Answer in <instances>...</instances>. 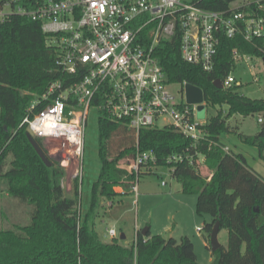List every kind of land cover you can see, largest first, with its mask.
Here are the masks:
<instances>
[{
  "label": "trees",
  "instance_id": "obj_1",
  "mask_svg": "<svg viewBox=\"0 0 264 264\" xmlns=\"http://www.w3.org/2000/svg\"><path fill=\"white\" fill-rule=\"evenodd\" d=\"M235 1L196 0V4L208 11L227 13ZM4 4L0 1V9ZM6 4L12 8L27 7L25 0ZM243 9L264 22V0ZM234 49L264 63V35L250 43L241 35L233 39L222 36L211 73L183 62L175 38L156 47L154 57L168 84L196 87L205 103L226 106L227 111L224 117L219 114L205 124V139L196 144L167 128L142 129L136 135L123 122L111 121L103 110L98 111L99 172L90 187L87 210L81 217L77 209L80 198L77 180L73 182L71 196H67L62 188L64 168L54 162L47 167L31 146L27 128L21 126L33 99L42 95L51 83L61 81L66 87L79 77L70 78L56 67L55 51L46 45L40 23L18 15H11L2 23L0 185L7 197L29 209V222L0 229V264H199L186 237L177 241L151 235L149 230L143 236L138 230L128 247L115 239L109 243L100 240L95 220L103 209L102 201L121 197L116 188L129 195L137 179L119 166L135 156L136 147L139 152L155 155L154 167L169 168L182 193L198 196L196 213L211 218L204 227L207 233L216 222L219 232L226 231L227 243L211 252L214 258L211 264H264V180L246 165L241 155L225 153L219 142L222 133H236L227 126L229 118L262 115L256 135L238 136L243 143L254 146L264 161V99L245 97L238 92V86L230 89L213 86L230 73ZM33 140L49 160L42 140ZM176 154L191 157L192 164L187 161L168 164L166 159ZM199 156L203 157L209 176H201L196 170Z\"/></svg>",
  "mask_w": 264,
  "mask_h": 264
},
{
  "label": "built area",
  "instance_id": "obj_2",
  "mask_svg": "<svg viewBox=\"0 0 264 264\" xmlns=\"http://www.w3.org/2000/svg\"><path fill=\"white\" fill-rule=\"evenodd\" d=\"M25 4L10 7L8 14L1 8L0 25L11 15L40 23L46 45L55 51L56 67L79 79L66 87L61 81L51 83L33 99L21 126L33 138L57 142L61 167L75 161L80 178L90 109L97 114L103 110L107 119L123 122L136 135L142 129L167 128L194 144L205 139V124L195 121L190 105L181 103L168 88L171 84L154 57L161 42L175 38L183 62L211 73L222 36L241 35L250 43L264 35L263 19L243 9L251 3L230 5L227 13L202 9L196 0H25ZM232 59L262 61L235 49ZM221 84L222 89L239 86L231 73ZM184 85H180L183 94ZM184 161L192 164L184 154L166 159L168 164ZM155 164L152 152H139L136 147L135 156L121 167L137 177ZM130 191L136 193V183ZM107 234L115 239L113 229Z\"/></svg>",
  "mask_w": 264,
  "mask_h": 264
},
{
  "label": "rangeland",
  "instance_id": "obj_3",
  "mask_svg": "<svg viewBox=\"0 0 264 264\" xmlns=\"http://www.w3.org/2000/svg\"><path fill=\"white\" fill-rule=\"evenodd\" d=\"M0 1L5 2L2 5V12L8 14L11 12V8L6 3L20 0ZM255 1L259 0H236L231 5L240 7ZM230 73L239 83L238 92L240 94L250 99H264V63L262 61L239 59L234 62ZM168 88L181 103L185 102L179 84H171ZM189 108L193 110L194 120L203 124L219 114L224 117L227 111L226 106H211L205 102L195 105L194 108L190 105ZM97 117V111L90 109L84 133L81 178L79 167L77 168L75 161L65 162L64 167H61L62 158L57 155L59 152L57 142L42 141L50 162L56 163L57 166L65 170L62 188L66 195L71 196L75 180H77L78 186L80 185L77 209L81 217L87 210L90 187L99 172ZM257 117L258 115L246 118L234 115L227 120V126L231 129L234 128V131L235 127H238L239 131L245 135H254L259 129ZM161 124L159 122L157 128H160ZM219 142L231 153L245 155L248 164L252 163V152L257 149L243 143L237 131L236 133H222L219 136ZM203 162V157L199 156L196 170L201 176H209L210 172L204 167ZM123 165L125 164L119 163V166ZM135 183L137 185L135 194L129 191L130 194L125 197L102 201L103 209L100 210L99 216L95 220V230L101 234L103 240H113L106 234V230L113 229L116 234L115 240L120 244L130 246L136 231L148 228L151 235H160L166 239L173 238L179 241L182 237L188 238L193 245L197 263L211 264L214 258L209 248V233L204 229L211 222V218L207 214L198 215L196 213L198 196L182 193L181 185L167 167L148 166L137 176ZM162 183L165 185L162 186ZM28 217L29 209L7 197L3 192V186L0 185V229L8 230L16 224L26 225L29 222ZM218 242L221 246L226 245V231L219 232Z\"/></svg>",
  "mask_w": 264,
  "mask_h": 264
},
{
  "label": "water",
  "instance_id": "obj_4",
  "mask_svg": "<svg viewBox=\"0 0 264 264\" xmlns=\"http://www.w3.org/2000/svg\"><path fill=\"white\" fill-rule=\"evenodd\" d=\"M213 86L216 89H222V84H221L220 80H216L213 83ZM183 90H184L185 102L187 105H197V104H202L204 102L203 101V94H202L200 89L186 84V85H184ZM26 136H27L31 146L34 148L35 152L40 157V159L44 162V164L47 167H50L52 163L45 157L43 152L37 147V145L35 144V142L33 140V136L29 130H27ZM255 212H258V210L256 209ZM219 229H220L219 223L216 222L213 225V227L209 233V248H210L211 252L217 251L221 246L218 242ZM147 231H148V228H144L141 230V234L143 236H145Z\"/></svg>",
  "mask_w": 264,
  "mask_h": 264
},
{
  "label": "crops",
  "instance_id": "obj_5",
  "mask_svg": "<svg viewBox=\"0 0 264 264\" xmlns=\"http://www.w3.org/2000/svg\"><path fill=\"white\" fill-rule=\"evenodd\" d=\"M258 118H261V119H263V116L262 115H258V117H257V123L258 124H261V123H259L258 122ZM231 129V128H230ZM233 130H234V128H233ZM235 131H237V134H242V135H245V134H243L242 132H240L239 131V129H238V127H235ZM258 131H259V129L256 131V133L254 134V135H256L257 133H258ZM254 135H245V136H254ZM227 149V148H226ZM253 149H255V148H253ZM228 150V149H227ZM228 152L229 153H231L230 152V150H228ZM231 154H233V153H231ZM252 154H253V157H252V163H250V164H248V161H247V159L245 158V155H242V154H234V155H241L242 157H243V159L245 160V163H246V165L253 171V172H255L257 175H259L263 180H264V161L263 160H261L259 157H258V151L257 150H253V152H252ZM115 192L116 193H118V194H120L121 195V197H125V196H127V195H123V190L122 189H120V188H116L115 189ZM116 198H118V197H116ZM120 198V197H119ZM111 206V205H110ZM109 230V229H108ZM108 230H106V234H107V231ZM149 230V229H148ZM97 232V234H98V236H99V238H100V240L102 241V242H105V243H109V242H111L110 240L109 241H105V240H103V237L101 236V234H99V232L98 231H96ZM108 235V234H107ZM121 245H123V244H121ZM123 246H127V245H123ZM128 247V246H127Z\"/></svg>",
  "mask_w": 264,
  "mask_h": 264
}]
</instances>
